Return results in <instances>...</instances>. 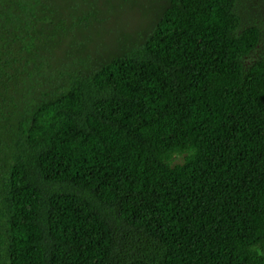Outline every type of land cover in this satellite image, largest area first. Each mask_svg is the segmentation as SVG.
Returning a JSON list of instances; mask_svg holds the SVG:
<instances>
[{"label": "trees", "instance_id": "obj_1", "mask_svg": "<svg viewBox=\"0 0 264 264\" xmlns=\"http://www.w3.org/2000/svg\"><path fill=\"white\" fill-rule=\"evenodd\" d=\"M261 2L0 0V264H264Z\"/></svg>", "mask_w": 264, "mask_h": 264}, {"label": "rangeland", "instance_id": "obj_2", "mask_svg": "<svg viewBox=\"0 0 264 264\" xmlns=\"http://www.w3.org/2000/svg\"><path fill=\"white\" fill-rule=\"evenodd\" d=\"M259 7H261V9L259 10L260 14H264V9H263V3H259ZM152 15V14H151ZM151 15H146L145 18H141L140 19H136L135 21L132 22L131 26H133L134 30H142L145 28L146 24L150 21L151 19Z\"/></svg>", "mask_w": 264, "mask_h": 264}]
</instances>
